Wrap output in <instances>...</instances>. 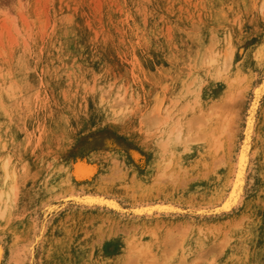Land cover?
Instances as JSON below:
<instances>
[{
    "label": "rangeland",
    "instance_id": "obj_1",
    "mask_svg": "<svg viewBox=\"0 0 264 264\" xmlns=\"http://www.w3.org/2000/svg\"><path fill=\"white\" fill-rule=\"evenodd\" d=\"M263 79L264 0H0V264H264Z\"/></svg>",
    "mask_w": 264,
    "mask_h": 264
},
{
    "label": "bare ground",
    "instance_id": "obj_2",
    "mask_svg": "<svg viewBox=\"0 0 264 264\" xmlns=\"http://www.w3.org/2000/svg\"><path fill=\"white\" fill-rule=\"evenodd\" d=\"M264 80V79H263ZM263 83V82H262ZM257 88V87H256ZM254 90V89H253ZM257 92V91H256ZM256 102V101H255ZM254 105V104H252ZM255 106V105H254ZM252 107V106H251ZM253 108V107H252ZM250 123V121H249ZM250 133V132H249ZM247 135V134H246ZM244 139V138H243ZM249 147V145H246V142L244 143V147L240 149V152L238 153V160H237V165H236V169H235V172H234V177H233V180L231 182V185H230V189H229V192L226 194V196L224 197L225 201L226 202H229V200L231 199L233 202H236L239 197V194H240V191L236 190L237 192H235V189H236V186L237 184H241L242 182V174H243V171L245 170V161H246V152H247V148ZM78 163V162H76ZM75 163V166H77ZM80 170L82 171H86L88 172L90 170L89 166H86V165H81L79 164V166H77ZM93 168V167H92ZM76 169V168H75ZM77 171V170H76ZM81 174V173H80ZM245 175V174H244ZM244 179V178H243ZM235 192V194H234ZM225 202V203H226ZM222 203V201H221ZM234 204V203H233ZM0 255H1V248H0Z\"/></svg>",
    "mask_w": 264,
    "mask_h": 264
}]
</instances>
